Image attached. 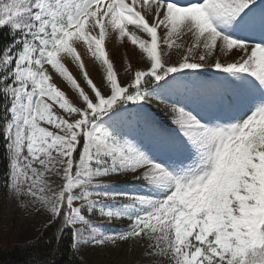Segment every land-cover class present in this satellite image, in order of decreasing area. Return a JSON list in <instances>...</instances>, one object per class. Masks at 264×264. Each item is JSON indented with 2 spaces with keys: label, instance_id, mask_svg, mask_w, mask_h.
Segmentation results:
<instances>
[{
  "label": "snow or ice",
  "instance_id": "1",
  "mask_svg": "<svg viewBox=\"0 0 264 264\" xmlns=\"http://www.w3.org/2000/svg\"><path fill=\"white\" fill-rule=\"evenodd\" d=\"M0 153L24 264H264V0H0Z\"/></svg>",
  "mask_w": 264,
  "mask_h": 264
},
{
  "label": "rangeland",
  "instance_id": "2",
  "mask_svg": "<svg viewBox=\"0 0 264 264\" xmlns=\"http://www.w3.org/2000/svg\"><path fill=\"white\" fill-rule=\"evenodd\" d=\"M109 53L118 71L122 72V62L127 53L131 56L130 46L109 45ZM138 60V57L135 58ZM87 65V64H86ZM75 71V69H73ZM100 78V74H99ZM162 115V114H161ZM2 241L6 244H26L37 235V228L43 223V217H26V213L15 207V202H6L2 211ZM144 247L136 242L123 244L119 248H86L76 255L83 264H147L143 258Z\"/></svg>",
  "mask_w": 264,
  "mask_h": 264
},
{
  "label": "trees",
  "instance_id": "3",
  "mask_svg": "<svg viewBox=\"0 0 264 264\" xmlns=\"http://www.w3.org/2000/svg\"><path fill=\"white\" fill-rule=\"evenodd\" d=\"M3 166H4V156L0 153V183H2L3 177ZM6 198H4V193L0 190V264H24L28 259V252L30 249H24L22 246L25 244L15 245L6 244L2 241V211ZM71 259V264H83L80 258L76 255L70 258L67 252L63 256L57 257V264H69Z\"/></svg>",
  "mask_w": 264,
  "mask_h": 264
},
{
  "label": "bare ground",
  "instance_id": "4",
  "mask_svg": "<svg viewBox=\"0 0 264 264\" xmlns=\"http://www.w3.org/2000/svg\"><path fill=\"white\" fill-rule=\"evenodd\" d=\"M86 64H87L86 67H87L89 73L98 82L99 81V73H98L97 69L93 67L92 62L89 61L87 58H86Z\"/></svg>",
  "mask_w": 264,
  "mask_h": 264
}]
</instances>
